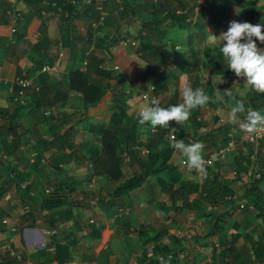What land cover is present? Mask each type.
<instances>
[{
    "label": "crops",
    "instance_id": "crops-1",
    "mask_svg": "<svg viewBox=\"0 0 264 264\" xmlns=\"http://www.w3.org/2000/svg\"><path fill=\"white\" fill-rule=\"evenodd\" d=\"M132 1L138 16L120 18L118 10H123L124 0H109L105 8L98 6L101 17L93 21L77 10L91 0H68L67 4L0 0V264H135L134 259L146 252L155 258L159 247L175 253L180 264L237 260L221 253L230 247L245 260L248 256L250 261H264V181L255 193L262 199L258 208L237 210L219 223L224 236L208 237L210 219L187 206L177 192L179 182L198 179H190L195 174L189 173L184 158L171 148L172 134L163 128L166 135L162 137L157 134L159 126L153 130L148 124L140 125L137 117L148 106L151 97L143 96L153 86V97L165 107L181 103L182 90L189 85L209 95L216 88L231 89L232 96L222 102L194 109L182 127L170 122L176 128L174 136L184 135L186 144L203 142L206 158L228 142L231 131L237 136L243 133L228 121L230 106L242 100L246 109L264 111V93L246 84V77H236L219 50L220 42L210 39L209 31L217 37L224 32L210 28L223 15L210 14L206 4L199 10V0H185L195 7L188 20L191 25L166 29L158 48L160 61L155 50L143 46L150 31L142 25L164 19L154 13L160 0ZM213 4L222 6L218 0ZM250 11L247 17L258 16L255 22L264 25V15ZM232 14L227 17L229 24ZM115 34L136 46H109ZM45 66L51 70L43 71ZM78 72L88 75L90 83L101 84V91L106 92L102 104L85 103L82 92L74 87L82 84L74 76ZM41 75L47 92L29 91L26 106L20 105L13 81L22 77L36 83ZM134 126L139 146L124 152L119 168L104 156L102 129L119 135L115 146L124 150L128 149L125 136ZM151 143L155 151H162L160 157H150ZM145 150L149 153L143 154ZM218 164L221 168L213 169L218 179L207 182V191L214 192L222 184L244 195L246 187L253 185L247 178L236 182L235 169L264 170V139L253 145L239 143L236 152ZM161 166L173 170L151 174ZM141 177L139 187L118 192L127 180ZM52 194L64 200L51 206ZM177 230H188L191 238H178ZM64 248L66 254L61 253ZM167 256L160 253L158 257L166 261Z\"/></svg>",
    "mask_w": 264,
    "mask_h": 264
},
{
    "label": "trees",
    "instance_id": "trees-1",
    "mask_svg": "<svg viewBox=\"0 0 264 264\" xmlns=\"http://www.w3.org/2000/svg\"><path fill=\"white\" fill-rule=\"evenodd\" d=\"M41 3L43 0H38ZM109 0H91L90 4L83 5L79 8H77L78 13H86L90 16V19L93 21H99L101 15L100 11L97 9L98 6H103L105 8L106 3H108ZM243 1H250L252 2L253 5L258 4L260 0H218V4L222 6H216L213 4V6L210 8L209 13L210 14H221L223 15L221 19L218 21V27L220 26V29L222 28V25L224 24H229L227 22L228 20V15L232 13V6H236L237 8H241L242 2ZM1 2H5V0H1ZM59 4H62L63 2L65 4L68 3V0H58ZM3 5V4H2ZM123 10L120 11L118 10V14L120 18H123L124 16L128 14H135L138 16V11L137 8L134 5V2L132 0H124L123 2ZM154 8V13L158 15H164L163 20H152V21H144L142 23L143 29L149 30L150 34H146V36L143 38V46L145 48H149L150 50H155L156 53H158V59L162 61V55L158 52L159 46L162 44V42L165 39L167 28L172 27V26H177L180 28H187L191 25L188 20L193 16L194 9L195 7L193 6H188L185 0H160L158 5H156ZM9 8H6L5 11H7ZM75 10V8L73 9ZM231 10V11H230ZM130 11V13L128 12ZM230 11V12H229ZM253 9L250 11V14H253ZM123 16V17H122ZM120 30V28H117ZM98 30L101 31L103 30L102 27H98ZM117 33V32H115ZM121 34H115L111 35L109 40L110 44L109 46L115 47L119 44L121 41ZM208 66H212L210 63ZM40 68L43 67V63L40 64ZM78 78H81L82 84H77L76 88H79L78 92H82L83 98L85 103L88 106H97L99 104H102L104 100L106 99V92H102V86L99 83H90V81H87L88 75H85L83 73H77L74 75ZM44 76L41 75L40 79L36 81V84L40 86V94H44L47 92L45 91V87L43 82L41 84V79ZM156 89V88H155ZM93 94L94 97H88V95ZM144 98V97H143ZM198 111L195 112V115L197 114ZM69 132H67L65 135L66 136ZM158 135L164 137L166 135V130L163 128H158ZM102 135H103V143H104V156L107 158H111L115 163L118 164L119 168L122 167L123 165V158H124V152L131 153V151L134 150L136 146H139L138 142V131L136 126L131 130V132L128 134V136H125V146L128 149L121 150L120 145L117 147L115 146L116 141L119 139V135L116 133L110 131V129H102ZM186 137L184 135H181L179 138L175 137L177 140H184ZM121 143V142H120ZM110 145V147H109ZM112 145V147H111ZM116 147V148H115ZM149 150H150V157L152 159L156 157H160L162 151L159 150H154L157 149V147H154L153 144L151 143L149 145ZM155 151L156 154H152V152ZM248 161V160H247ZM221 167L219 164H217L215 167L209 168L205 182L203 184H199L197 181L195 182H188V183H183L179 182V188H178V193L181 194L183 199L186 200L187 206L191 207L194 209L197 208L199 211L205 214L210 219L211 223V230L209 234L207 235L208 237L212 235H220L224 236L226 234L225 229L222 230V228L219 226V223H223L228 216L233 215L236 213L237 210H240L242 212L248 211L250 207L253 208H258L259 203L262 202L261 197H259L256 192H258V187L257 185L264 181V170H259L255 169L252 171L248 170H240L239 168L235 169V177H236V182H242L245 181V179H249V182L252 183V187H249L245 189L244 195L240 196L239 194H236L238 191L236 189H233V187H226L222 184H220L216 190L213 191H207V182L209 181L210 183L215 182L218 179V173L215 172L214 170L217 169L219 170ZM214 169V170H213ZM248 169V166H247ZM167 170L172 171L169 166H161L158 169L151 171V174L157 175L162 172H165ZM245 175L243 179H241ZM260 175L259 178L256 176ZM147 178V177H146ZM143 182V178H131L127 180L123 186L118 190L119 193H124L127 191H131L134 188L139 187ZM197 194V197L195 200L192 202L189 201V198L191 195ZM206 194V195H205ZM236 195V196H235ZM56 194H52L48 201L50 202L51 206H56L59 205L62 201L60 199L56 198ZM67 199V198H66ZM246 202V203H244ZM195 204V205H194ZM241 204H244L245 207L241 208ZM49 205V204H48ZM217 207L218 209L216 211H209L208 207ZM230 211H233V214H230ZM202 213V214H203ZM222 225V224H221ZM226 238V236H225ZM224 238V239H225ZM238 238L235 237L234 239ZM160 248V247H159ZM157 248L154 252L156 253L155 258H149L146 253H143L140 257H137L134 259L135 264H161L160 253L162 254H168L171 255L173 254L176 257L175 253H172L169 251L166 247H164L162 250H159ZM214 254L217 252V248L214 246ZM68 251L67 248L62 249L61 253L66 254ZM235 249L233 247L230 248H225L221 253L225 255L229 259V257H235L237 260H234L231 258V260L227 261L225 264H264V261L258 262V261H250L248 256H246L247 260L244 259L242 254H235ZM158 257V258H157ZM164 264H180V261L178 260V257L174 259H167L164 261ZM208 264H217V260L213 259L211 263Z\"/></svg>",
    "mask_w": 264,
    "mask_h": 264
},
{
    "label": "clouds",
    "instance_id": "clouds-1",
    "mask_svg": "<svg viewBox=\"0 0 264 264\" xmlns=\"http://www.w3.org/2000/svg\"><path fill=\"white\" fill-rule=\"evenodd\" d=\"M209 35L213 41L220 42L219 50L227 60L228 69L232 70L236 77H246V84L251 85L254 91L264 93V48L258 47L256 42L264 45V25L233 20L226 32H221L217 37L209 31ZM214 79L213 76L212 81ZM222 81L225 82L223 79ZM181 94V103L167 107L162 106L159 98L151 97L148 106L137 113L138 123L148 124L153 130L157 126L168 129L173 136L171 148L184 158L189 173L195 174L190 176V179L206 177L209 164L204 158L206 145L200 141L186 144L182 139H175L176 128L171 127L170 122L182 127L190 120L194 109L222 102L225 96H232V91L230 89L221 92L216 88L214 94L209 95L202 88L193 89L189 85L183 88ZM227 118L229 123L237 125L247 134H255L264 129V111L246 109L242 100L230 106ZM160 260L161 264H164L163 258Z\"/></svg>",
    "mask_w": 264,
    "mask_h": 264
},
{
    "label": "built area",
    "instance_id": "built-area-1",
    "mask_svg": "<svg viewBox=\"0 0 264 264\" xmlns=\"http://www.w3.org/2000/svg\"><path fill=\"white\" fill-rule=\"evenodd\" d=\"M60 10V9H59ZM129 46H136V43L134 41H129V40H121L118 44V46H116V48L119 47H124L127 48ZM51 70L50 67L45 66L43 68V71H49ZM0 80H2V76L0 75ZM6 83H10L9 81H6ZM13 85H15L17 87L18 90V94H17V102L20 103V105L22 106H26V101H25V95L26 93H28L29 91H36L39 92L40 91V87L34 82L33 79L31 78H22V77H17L14 81H13ZM155 92V88L154 86L150 88V90L148 91V93H146L143 97L144 99H147L149 97H153ZM50 115V113H49ZM175 137V136H174ZM236 137H238V140L236 139ZM171 138L173 139V136H171ZM264 139V129H262L261 131H259L258 133L255 134H247V133H242L240 136H237L235 131H231L228 134V142L226 144H220L215 150H213L205 159L207 161H209V164L207 165V173L209 168H212L215 164L221 163L223 160L226 159V157H228L229 155L233 154L236 152L237 150V146L239 143H241L242 145H253L256 144L257 142L261 141ZM237 142H239L237 144ZM149 151L145 150L143 152V154H148ZM257 178L260 177V175L256 176ZM198 183L199 184H203L205 182L206 177L201 176L198 177ZM197 194H193L191 197V200L196 199ZM245 205L241 204V208H244ZM218 208L217 207H208L209 211H216ZM26 211L29 212V208H26ZM233 211H230V214H233ZM176 235L178 238H191V233L188 230H177ZM153 254H150V257H152ZM169 259H174L175 256L173 254L167 256ZM163 258V260L165 259V257H160Z\"/></svg>",
    "mask_w": 264,
    "mask_h": 264
},
{
    "label": "rangeland",
    "instance_id": "rangeland-1",
    "mask_svg": "<svg viewBox=\"0 0 264 264\" xmlns=\"http://www.w3.org/2000/svg\"><path fill=\"white\" fill-rule=\"evenodd\" d=\"M199 1H200V3L198 5V7H197V8H199V10H201V6H203L205 4L208 5L211 8L213 6V3H214V0H199ZM250 8L253 9V11L256 12L257 14L261 13V14L264 15V0H260V2L258 4H255V5L251 4L250 1H247V2L246 1H243L241 8H237L235 5L232 6V13L233 14H232L231 21L235 20L237 22H249L251 24H257L255 22V20H257V17L258 16L250 17L248 15V17H247V15H246L248 13V11H249ZM204 9H206V7H204ZM211 24H212V26H210V24L208 25V26H210L211 29L220 28V26L218 27V24L217 23H216V26H215V23H211ZM193 26H195V25H193ZM196 27L197 26H195V28ZM228 27H229V24H225V25L223 24L222 25V31L226 32L228 30ZM135 77H137V76L135 75ZM191 197H192V195L189 198V201L190 202L193 201V200H191ZM186 204H187V202H186ZM258 231L259 232L260 231L263 232L262 229L261 230H258ZM187 262H188V264H191L192 263L190 260H188Z\"/></svg>",
    "mask_w": 264,
    "mask_h": 264
}]
</instances>
